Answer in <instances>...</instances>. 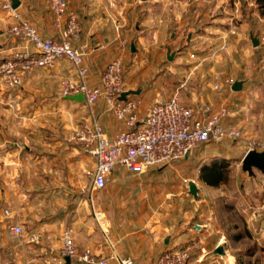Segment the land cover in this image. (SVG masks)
I'll return each mask as SVG.
<instances>
[{"label": "crops", "instance_id": "1", "mask_svg": "<svg viewBox=\"0 0 264 264\" xmlns=\"http://www.w3.org/2000/svg\"><path fill=\"white\" fill-rule=\"evenodd\" d=\"M18 1L17 11L41 37L58 35L48 0ZM154 1L142 0L140 4L134 0H67L68 10L77 17L79 37L74 44L86 53L89 83L97 84L106 64L120 57L124 67L128 63L123 91L138 90V94L127 95V99L140 100V116L152 104L147 90L141 91L135 80L149 76L150 70L135 72L134 63L130 62L145 56L147 46L162 41L169 22L160 9L156 11ZM184 10L181 15L184 13L185 16ZM181 15L176 16V22L183 24ZM10 22L0 0V61L24 49V43L9 33ZM66 77L73 78L74 70L67 60L59 59L53 69L40 68L25 74L18 87L9 88L0 83V264H45V260L52 264L65 228L72 230L79 250L88 248L106 258L127 257L133 264H153L163 252L181 250L184 246L190 249L192 260L201 264H235L226 260L224 248L225 255L213 254L219 242L207 250L201 241L205 232L197 228L188 209L183 218L168 216L169 210L178 212V207L168 204L167 186L155 183L166 173L162 168L142 174L140 180L146 182H132L133 175L120 166H116L109 176L117 180L119 175L127 177L126 182H117V190H127L133 202L136 191L143 192L140 199L146 198L143 201L151 208V215L144 219L132 216L136 210L123 205L121 199H113L114 205L105 209L103 193L107 184L102 190L92 189L94 159L86 155L80 145L70 142L69 132L75 123L87 121L92 116L98 118L109 137L123 130L125 125L114 117L102 98L85 111L82 102L62 96L60 84ZM237 81L243 83L240 91L230 87L211 95L204 92L201 98L204 97L206 103L228 107L229 117L225 124L244 128L245 137L241 143L245 145L249 140L257 139L251 133L261 130L257 111L261 110L258 106L264 101V92L247 86V78ZM13 142L33 145L31 149L26 146V150L21 151L10 145ZM248 150L245 146L241 161ZM216 155L210 156L215 158ZM190 156L189 153L182 161ZM83 172L88 174L87 182L80 179ZM190 181L195 182L181 181L185 184V195L196 199L199 186L195 182V197L189 193ZM178 195L177 201L190 203L188 198ZM4 210L11 213L12 219L4 215ZM14 223H29V233H41L42 240L28 243L10 236L6 227ZM222 237L224 235L218 239Z\"/></svg>", "mask_w": 264, "mask_h": 264}, {"label": "rangeland", "instance_id": "2", "mask_svg": "<svg viewBox=\"0 0 264 264\" xmlns=\"http://www.w3.org/2000/svg\"><path fill=\"white\" fill-rule=\"evenodd\" d=\"M134 1H139L140 4L142 2ZM154 2L155 9L158 8L156 11L159 12L160 9L163 15L168 16L166 33L161 42L157 40L153 43L155 38L152 39L153 44L147 46L145 56H138L135 62H130L134 63L135 72L150 70L149 76H140L135 81L141 91L147 90L151 104L176 99L198 109L208 104L204 97L201 98L204 92L211 95L212 92L230 89L225 84L226 80L234 83L242 78H247V86L264 92V13L256 7L254 0ZM183 9L185 16L184 13L181 15ZM180 15L184 17L183 24L176 22V16ZM251 37L259 41L256 47L253 46ZM166 54L171 56L170 60L166 58ZM126 65L124 67L123 63V77ZM0 83L6 86L1 79ZM218 83L222 84L220 90L214 88ZM82 104L84 110L88 111L89 107L83 101ZM211 105L218 107L212 103ZM258 107L261 109L257 113L261 119L262 131L251 133L257 139L249 140L244 145L241 143L245 137L244 128L238 127L242 131V139L201 144L191 150L189 159L163 167L162 170L166 173L155 181L167 186L168 204L178 207V212H175L176 209L169 210L168 216L181 218L188 209L197 228L205 232L201 241L207 250L219 242L227 253L226 260H232L235 264H264V174L253 168V174L249 175L242 170L240 160L245 146L248 147L251 142L257 144L251 150L264 151V101ZM76 124L69 132L68 138L72 143H75L71 139L72 132L80 123ZM10 145L24 151L26 146L31 149L33 144L13 142ZM213 153L217 154L215 158L210 156ZM212 164L221 172V180L216 186L206 185L199 178L201 170ZM110 178L103 193L105 209L114 205L111 202L113 199H121L123 205L136 210L132 216L144 219L151 215V208L143 201L146 198L140 199L143 192L136 191V200L133 202L127 190H117V182H126L127 177L119 175L118 180L113 176ZM132 178L135 183L146 182L140 180L141 175H133ZM80 179L87 182L88 174L83 172ZM182 179L198 183V198L185 195L186 188ZM178 194L188 198L190 203L177 201ZM116 203L119 204L118 201ZM29 225L21 224L22 235L12 234L8 225L6 231L10 236L26 242L24 236L30 232ZM220 235L224 237L218 239ZM181 249L186 250L192 258L189 248L184 246Z\"/></svg>", "mask_w": 264, "mask_h": 264}, {"label": "built area", "instance_id": "3", "mask_svg": "<svg viewBox=\"0 0 264 264\" xmlns=\"http://www.w3.org/2000/svg\"><path fill=\"white\" fill-rule=\"evenodd\" d=\"M53 15V26L58 35L41 37L35 27L17 9L11 7V0H2V7L11 18L9 33L24 43V49L0 61V79L9 87L20 86L22 77L36 69H53L59 59L67 60L74 70V77L61 80L60 93L67 97L81 94L83 103L91 107L104 99L109 110L125 128L109 137L98 118L92 116L80 123L72 132L71 139L80 145L84 153L94 159L91 172L92 189L102 190L116 166L133 175H142L151 169H160L185 159L191 150L204 143H219L225 139H242V131L236 126H226L229 111L225 106L214 107L211 103L196 109L176 99L153 103L140 116V100H120L123 86V62L120 57L106 64L97 84L88 81L89 70L85 65L86 53L75 46L79 37V26L74 12L68 10L67 0H48ZM29 47L32 50H29ZM226 85L233 84L225 81ZM220 90L222 84H215ZM249 143L248 149L255 148ZM1 150V149H0ZM4 215L12 219L11 213ZM14 235H22L21 224L10 227ZM25 240L38 243L39 232L29 233ZM49 240V238L47 239ZM60 246L52 264H133L127 257L106 258L94 254L90 249L79 250L72 230L65 228L59 238ZM45 264L48 262L45 260ZM153 264H201L194 261L184 250H169L159 255Z\"/></svg>", "mask_w": 264, "mask_h": 264}, {"label": "water", "instance_id": "4", "mask_svg": "<svg viewBox=\"0 0 264 264\" xmlns=\"http://www.w3.org/2000/svg\"><path fill=\"white\" fill-rule=\"evenodd\" d=\"M19 6V1L18 0H11V7L16 9ZM253 46L256 47L259 43V41L256 38L251 37ZM133 47V46H132ZM168 59H171V56L168 55ZM243 83L241 81H235L231 89L233 91H240L242 88ZM138 90H130V91H123L120 94L119 99L120 100H126L127 95L130 94H138ZM68 99L74 100L77 102H82L83 97L81 94H76V95H71L67 96ZM241 168L243 171L248 172L249 175L253 174V168L259 170L262 174H264V151H256V150H248L244 157L242 158L241 162ZM189 187V193L192 194L193 196L197 197V186L195 182L190 181L188 184ZM198 227V226H197ZM214 255L217 256H223L225 255V251L223 250V247L221 244H219L213 251Z\"/></svg>", "mask_w": 264, "mask_h": 264}, {"label": "trees", "instance_id": "5", "mask_svg": "<svg viewBox=\"0 0 264 264\" xmlns=\"http://www.w3.org/2000/svg\"><path fill=\"white\" fill-rule=\"evenodd\" d=\"M256 7L263 10L264 13V0H254ZM200 180L205 182L207 185L216 186L221 180V172L216 167L212 166L203 168L200 173Z\"/></svg>", "mask_w": 264, "mask_h": 264}]
</instances>
